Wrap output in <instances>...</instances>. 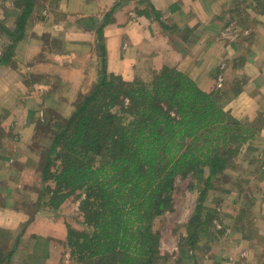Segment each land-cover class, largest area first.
<instances>
[{"label": "crops", "instance_id": "obj_1", "mask_svg": "<svg viewBox=\"0 0 264 264\" xmlns=\"http://www.w3.org/2000/svg\"><path fill=\"white\" fill-rule=\"evenodd\" d=\"M117 1L36 0L25 37L7 58L12 41L4 30L16 28L13 14L18 11L10 0H0V244L8 240L11 249L18 243L11 264H61V246H66L67 239L66 216H61L60 209L56 210L58 214L45 215V209L54 211L49 207L35 213L37 192L42 187L38 165L34 167L39 162L32 158L30 146L22 142L19 145L18 140L22 141L23 136L28 142L32 140L38 110L48 112L61 107L66 101L63 92L81 94L93 85L100 58L97 34L78 20L93 17L101 22ZM148 1L162 13L161 22L167 29L155 17L136 15L137 8H143L139 0L126 3L116 11L115 21L104 29L108 70L132 81L136 72H149L165 63L189 75L205 92L227 95L230 100L226 110L244 123L261 127L251 150L246 148L245 161L252 152L264 159V6L258 0L251 2L247 10L240 8L243 4L239 0ZM244 13L250 18L245 25L251 28L247 29L249 34L225 40L222 30L232 22L230 17H242ZM219 74L224 78L220 89L216 87ZM237 89H241L238 94ZM9 124L17 126L14 141L12 132L5 128ZM252 163L249 160L242 169L254 173L249 179L256 185L250 181H243V185L256 190L251 199L259 206L254 214L257 236L248 240L234 230V225L230 228L238 233L242 245L239 254L249 253L248 258L256 260L246 264H260L258 255L264 248V167L262 171L258 166L250 169L254 168ZM32 173L36 174L34 182ZM242 195L237 194V202L244 207ZM28 200L34 208L30 216L27 209L16 207ZM216 261L214 264H220Z\"/></svg>", "mask_w": 264, "mask_h": 264}, {"label": "trees", "instance_id": "obj_2", "mask_svg": "<svg viewBox=\"0 0 264 264\" xmlns=\"http://www.w3.org/2000/svg\"><path fill=\"white\" fill-rule=\"evenodd\" d=\"M131 1L118 0L101 22L93 17L78 20L97 34L96 79L79 95L72 115L59 125L39 169L42 187L35 213L42 207L56 211L74 193L80 194L83 227L66 226V247L78 264H160V234L155 225L174 208L177 177L188 174L205 186L188 223L187 240L196 244L205 231L201 205L207 190L216 179L228 181L226 173L244 145L251 150L256 136L253 124L226 110L227 95L205 92L175 66L166 64L150 82L140 78L127 82L108 71L104 29L115 21L116 11ZM138 3L143 8H137V16L162 21V13L148 0ZM35 4L36 0L16 1L21 7L16 28L4 30L12 41L7 58L24 39ZM248 203L254 205V200ZM246 213L240 210L236 224L248 230L249 234L242 233L251 239L257 236L255 228L241 225ZM3 245L0 258L4 255L6 264H11L18 243L8 253Z\"/></svg>", "mask_w": 264, "mask_h": 264}, {"label": "rangeland", "instance_id": "obj_3", "mask_svg": "<svg viewBox=\"0 0 264 264\" xmlns=\"http://www.w3.org/2000/svg\"><path fill=\"white\" fill-rule=\"evenodd\" d=\"M13 6L18 11L17 14H13V18L17 20L18 15L20 14V6L16 5V1L18 0H10ZM241 4H243V9H246L250 6L251 2H255L254 0H239ZM40 3V2H38ZM251 3V4H253ZM261 5L264 6V1L261 2ZM237 9L238 7H231L230 9ZM248 9V8H247ZM246 9V10H247ZM242 17L236 16H229L232 19V23H235L236 28L234 33L224 36L225 40H235L238 39L240 35L249 34V30L251 29L248 26H245L249 24L250 18L248 17V14H242ZM224 16H227V13L224 14ZM239 17V18H238ZM240 21V22H239ZM231 24V23H229ZM83 27L89 28V26L83 25ZM228 27L225 26V28L222 30V35L225 31V29ZM235 38V39H234ZM170 64V63H169ZM166 64L163 63L162 66H157L156 69H153L151 71H145L140 70L142 72H136L134 79L140 78L141 80L145 82H150L154 75L161 71L162 68ZM178 69V68H177ZM109 71V70H108ZM110 72V71H109ZM96 73V72H95ZM111 73V72H110ZM113 73V72H112ZM116 74V73H113ZM119 75V74H116ZM121 76V75H119ZM222 78V84H223V74H219L216 80V87L218 89L222 88V86H219V78ZM96 78V76H95ZM124 79V78H123ZM127 81V82H133ZM125 80V79H124ZM126 81V80H125ZM77 92H71V91H65L63 94L66 96V101L64 104H62L61 107L53 108V110H38V119L37 122L34 123V136L30 142L27 140V136H23V140H18V143L22 142L23 146H30V149L33 150V157L35 158L39 163H35L34 167L37 166V169H40L41 165L45 161L47 154L49 153L48 148L52 144L54 135L56 131L60 128L59 125L63 123L67 118H69L72 115L73 110L75 109V103L78 101V97L80 94H76ZM224 98V97H223ZM226 102L230 100L228 96H225ZM224 100V99H223ZM226 106V105H225ZM2 126V125H1ZM254 126V125H253ZM16 125L15 124H9L5 125V128L8 129V132H12L10 134L11 140L14 141L15 135H13V132H16ZM255 131L252 132V134L259 136L261 133L258 131L259 126H254ZM3 128V127H2ZM4 130V129H3ZM257 133V134H256ZM2 132H0V135ZM24 135V134H23ZM254 137L252 141H255L257 137ZM2 138V136H0ZM19 137V135H18ZM253 143V142H252ZM251 143V144H252ZM17 145V147L19 146ZM2 147V146H0ZM247 145L242 148L240 155L235 159V166L230 169L228 173H226L229 178L228 181L216 179L209 190H207V199L204 201V203L201 205L203 207L202 209V222L201 227H205V231L200 234L197 243L191 244L190 241H188V223L191 220V217L195 210L197 209L198 205L200 204V196H201V190L202 188H205L204 183L201 181H198L194 175L188 174L186 176H179L176 179L175 182V189L173 193L174 197V208L170 212H167L165 215H163L155 225V228L159 231L160 234V253L162 256V261L160 264H214L219 260L218 263L225 264L230 263L233 264L236 261H241L246 264V262H255V258L252 257L249 259V253L242 255L239 254V250H241L242 245L238 243L237 235L238 233L233 232L232 228L230 226H233V228H236L237 232H246V229L243 230L240 228V223L236 224V217L233 216L234 219H231V214L235 213V210L241 207V202H237V194L243 192V195L241 196L243 198V203H248L251 199V196L253 195L256 190L254 188L248 189L249 184H247V187L244 188L243 181H250L253 185H256L255 181L252 179H249L250 175H253L254 173L249 171H244L242 167L246 168L248 164V161L253 160L252 165L258 166L259 170L262 171L264 167V159H261V156H257L254 154V152L250 153L245 161V156L247 154L246 152ZM21 151L27 152V148H20ZM22 156V155H20ZM34 161V160H32ZM35 162V161H34ZM36 169V168H35ZM36 174L32 173L31 178L34 182V177ZM207 175V171L205 176ZM252 177V176H251ZM50 185L53 187L54 184L50 183ZM243 185V187H242ZM45 187V185L43 186ZM250 187V186H249ZM251 188V187H250ZM230 190L232 192H230ZM258 192V191H257ZM260 192V191H259ZM79 193L76 192L72 196H70L64 204L60 207V214L61 216H66V226L70 225L72 227H75L77 229H82V215L79 210ZM39 196L37 197L38 200ZM258 202V200H257ZM31 202L28 200L27 203H23L22 207L20 205H17V209L28 210V216L31 215V211L34 210L32 208L33 206L29 205ZM14 206V205H13ZM12 206V208H13ZM244 206V205H243ZM258 204L254 203V205H249V203L241 207V209L246 210V220H244L241 225L246 226L248 229L255 228L256 232V221L254 214L258 213ZM44 208V207H42ZM31 210V211H30ZM45 215L46 214H58V211H49L47 209L44 210ZM30 212V214H29ZM215 212V216L213 217L212 214ZM257 215V214H256ZM212 216V217H211ZM254 218V219H253ZM226 228H230L229 232L226 230ZM232 232L234 233L233 235ZM254 232V231H253ZM227 233V234H226ZM249 234V233H248ZM255 234V233H254ZM253 238V237H252ZM251 238V239H252ZM260 238V237H259ZM248 239V238H246ZM250 238L248 240H251ZM190 242V243H189ZM8 240H3L2 244L5 245V248L3 247V251L6 253L10 250V244ZM62 254L60 262L61 264H78L75 260H73L70 256V251L66 246H61ZM248 252V251H247ZM261 255H258V263L264 264V248L261 249ZM3 253V254H5ZM4 256V255H3ZM2 256V259L0 258V264H6L7 260ZM231 258V259H230ZM253 259V260H252ZM252 260V261H251Z\"/></svg>", "mask_w": 264, "mask_h": 264}, {"label": "built area", "instance_id": "obj_4", "mask_svg": "<svg viewBox=\"0 0 264 264\" xmlns=\"http://www.w3.org/2000/svg\"><path fill=\"white\" fill-rule=\"evenodd\" d=\"M231 24H229L228 25V27L225 29V31H224V33H223V36H228V35H230V34H232V33H234V31H235V28H236V24L235 23H232V22H230ZM235 39V38H234ZM222 78L220 77L219 78V86L221 87L222 86Z\"/></svg>", "mask_w": 264, "mask_h": 264}]
</instances>
